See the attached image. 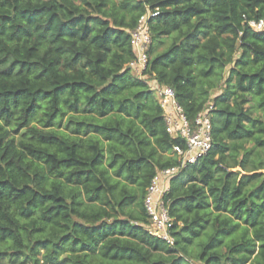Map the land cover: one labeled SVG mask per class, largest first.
<instances>
[{
	"label": "trees",
	"instance_id": "trees-1",
	"mask_svg": "<svg viewBox=\"0 0 264 264\" xmlns=\"http://www.w3.org/2000/svg\"><path fill=\"white\" fill-rule=\"evenodd\" d=\"M212 145L164 194L175 243L146 228L147 188L185 140L130 66ZM264 0H0V264H264Z\"/></svg>",
	"mask_w": 264,
	"mask_h": 264
},
{
	"label": "built area",
	"instance_id": "built-area-1",
	"mask_svg": "<svg viewBox=\"0 0 264 264\" xmlns=\"http://www.w3.org/2000/svg\"><path fill=\"white\" fill-rule=\"evenodd\" d=\"M157 14L158 12L151 13L149 11L142 15L138 25L131 31V44L136 57L130 62V66L140 77L147 79L151 88L156 91L164 109L169 134L179 136L185 140V146L176 144L173 147V153L178 158L179 164L159 170L148 186L145 198V208L149 217L146 228L154 236L173 245L175 243V237L172 234L174 218L170 214L164 194L169 190L172 178L184 166L195 163L199 157L206 154L211 148L213 127L211 108L213 104H208L197 114L195 120L191 121L178 103L174 88L161 85L155 78L144 74L149 57L148 50L152 42L149 18L151 15L155 16ZM248 23L255 29H264V18L252 19Z\"/></svg>",
	"mask_w": 264,
	"mask_h": 264
},
{
	"label": "rangeland",
	"instance_id": "rangeland-1",
	"mask_svg": "<svg viewBox=\"0 0 264 264\" xmlns=\"http://www.w3.org/2000/svg\"><path fill=\"white\" fill-rule=\"evenodd\" d=\"M135 72H136V71H135ZM136 74H137V72H136ZM199 264H202V263L199 262Z\"/></svg>",
	"mask_w": 264,
	"mask_h": 264
}]
</instances>
